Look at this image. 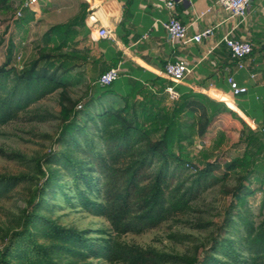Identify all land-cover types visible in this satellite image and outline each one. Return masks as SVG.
I'll use <instances>...</instances> for the list:
<instances>
[{
	"label": "trees",
	"instance_id": "obj_1",
	"mask_svg": "<svg viewBox=\"0 0 264 264\" xmlns=\"http://www.w3.org/2000/svg\"><path fill=\"white\" fill-rule=\"evenodd\" d=\"M34 17L28 10L26 15L15 18L18 31L12 32L6 61L0 66V125L9 122L31 102L87 80L81 107L62 108L57 141L70 142L76 134L89 137L91 134L86 129L90 123L96 132L101 130L105 150L97 149L94 136L89 142V163L101 175V186L95 183L93 174L87 176L80 161L66 159L63 163L70 169L75 184L70 189H75V198L87 209L106 217L114 230L139 233L156 226L168 214L184 210L205 186L217 182L236 181L232 191L236 201L229 206L228 217L236 205L246 202L249 194L264 190V140L237 112L203 94L183 93L179 86L180 98L170 101L165 88L171 81L160 77L149 84L133 81L122 102L111 105L110 98L117 95L113 89L115 82L108 86L98 82L110 67L101 70V61L90 60L88 49L78 39L83 16L52 25L42 34L35 51L23 56L21 50L28 40ZM225 112L242 122L240 142L245 144L244 152L227 159L216 157L214 152L227 140L225 131H218L209 147L204 145L193 154L188 147L193 139L205 138L213 122ZM190 167L196 171L192 173L193 179L183 177ZM42 174L43 184L30 201L31 208L25 210L21 229L0 247V264H58L53 258V248L71 250L70 244L74 242L96 256L145 259L143 250L116 246L109 240H90L83 232L65 228L41 214L39 209L45 206L46 188L53 186L57 195L62 186L54 171L42 170ZM14 179L19 178L0 177V193ZM66 197L72 203L67 194ZM244 220L245 235L240 243L249 256L242 258L234 248L225 246L223 251L230 262L218 258L206 259L205 264L211 261L264 264V224L255 228ZM39 235L58 240L60 245L57 242L45 245L38 241ZM197 262L193 258L188 264Z\"/></svg>",
	"mask_w": 264,
	"mask_h": 264
},
{
	"label": "rangeland",
	"instance_id": "obj_2",
	"mask_svg": "<svg viewBox=\"0 0 264 264\" xmlns=\"http://www.w3.org/2000/svg\"><path fill=\"white\" fill-rule=\"evenodd\" d=\"M6 21V16L2 15L0 66L6 61L8 42L13 32L11 24H6ZM44 32V28L35 23L21 55H31ZM86 83L87 80L37 99L9 122L0 125V177L19 178L10 181L8 188L0 193V247L8 242L16 230L21 229L25 210L31 208L30 201L37 188L43 184V170L54 171L62 186L57 195L53 186L46 188L48 193L45 195V206L39 209L41 214L65 228L83 232L90 240H109L116 246H129L146 252L145 259L138 261L115 259L108 254L96 256L93 251L77 247L74 242L70 244L71 250L53 248V258L58 264H188L193 258L198 260L197 264H205L206 259L210 261L218 258L230 262L223 251L225 246L234 248L239 256L247 258L249 252L240 243L245 235L244 219L255 228L264 224V190L258 189L249 194L246 202L236 205L232 209L233 214L228 217L229 206L236 201L232 195L235 179L205 186L184 210L168 214L158 225L139 233H118L106 217L87 209L80 199L75 198V189H70L75 184L70 169L63 161H80L86 168L84 172L87 176L93 174L95 183L101 186V175L94 164L89 163L91 137H95L98 150H105L101 130L96 132L92 123L86 129L91 134L89 137L76 134L70 142L57 141L62 108L73 105L79 108L78 105L85 101ZM218 131H225L227 140L214 152L216 157L227 159L244 152L245 144L240 142L238 128L225 119H216L205 138L195 137L188 146L191 152L197 153L204 145L209 147ZM258 133L264 140V133L261 130ZM195 172L190 167L183 177L193 179ZM65 194L72 203L69 198H65ZM38 241L45 245L56 242L60 245V241L42 235L38 236ZM209 264L216 263L211 261Z\"/></svg>",
	"mask_w": 264,
	"mask_h": 264
},
{
	"label": "crops",
	"instance_id": "obj_3",
	"mask_svg": "<svg viewBox=\"0 0 264 264\" xmlns=\"http://www.w3.org/2000/svg\"><path fill=\"white\" fill-rule=\"evenodd\" d=\"M164 1L35 0L25 7L30 0H0V17L5 15L6 24L10 23L12 31L17 33L15 18L19 10L24 15L28 10L33 12L30 28L39 23L45 31L52 25L83 16L78 39L88 49L89 59L100 60L101 70L108 67L121 70L113 85L117 95L110 98L111 105L122 102L133 81L149 84L157 77L167 79L166 65L184 59L193 71L178 85L183 93H200L215 103H223L253 130L260 131L264 124V0H255L247 8L242 22L217 0H174L175 14L190 35L211 30L201 42L186 45L175 43L166 29L165 22L171 14ZM102 28L109 30L108 37L100 36ZM230 30L253 44V52L243 68L231 59L222 42ZM229 77L248 90L235 95ZM221 119L228 120L240 133L243 125L239 119L227 112L217 117Z\"/></svg>",
	"mask_w": 264,
	"mask_h": 264
},
{
	"label": "built area",
	"instance_id": "obj_4",
	"mask_svg": "<svg viewBox=\"0 0 264 264\" xmlns=\"http://www.w3.org/2000/svg\"><path fill=\"white\" fill-rule=\"evenodd\" d=\"M35 0H30L25 6L32 4ZM255 0H217V3L231 12L232 16H236L242 22L246 17L247 8ZM164 4L170 11V18L165 22V27L171 34L175 43L186 45L191 42H201L204 36H207L211 30L207 29L201 33L190 35L187 26L175 14V1L165 0ZM18 16L22 15V10L17 12ZM237 27V26H236ZM109 30L102 28L100 36L105 38L109 36ZM222 42L226 45L230 52L231 59L237 63L239 68L245 67L246 58L253 52V44L251 41L236 37L234 30L228 31L222 38ZM193 71V68L184 59L171 61L166 65L165 73L168 80L171 81L165 88V93L170 101L178 100L181 92L178 90V85L185 80ZM121 76L119 67H112L101 74L98 82L102 86H108L118 80ZM229 83L235 95L242 94L248 90L246 86L240 85L234 77H229ZM81 107V105H78ZM260 130L264 133V124Z\"/></svg>",
	"mask_w": 264,
	"mask_h": 264
}]
</instances>
